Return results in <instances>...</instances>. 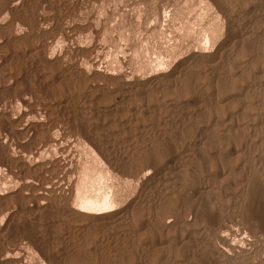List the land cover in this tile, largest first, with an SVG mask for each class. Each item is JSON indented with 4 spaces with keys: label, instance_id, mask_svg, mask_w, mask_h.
Masks as SVG:
<instances>
[{
    "label": "bare ground",
    "instance_id": "bare-ground-1",
    "mask_svg": "<svg viewBox=\"0 0 264 264\" xmlns=\"http://www.w3.org/2000/svg\"><path fill=\"white\" fill-rule=\"evenodd\" d=\"M29 1L8 2L17 25L34 39L51 33L52 41L25 45L29 36L20 32L0 39V201L20 198L22 205L0 215L7 222L18 212L45 218L77 234L78 245L94 238L117 252L99 263L97 255L50 253L21 240L0 253V264H182L197 257L264 264V0H134L145 3L133 16L136 29L145 23L149 33L133 57L140 67L118 72L101 68L98 38L82 43L86 27L99 35L94 22L50 18L38 6L26 16ZM168 9L170 22L180 24L167 31ZM3 27L0 18V33ZM58 42L72 47L58 53ZM115 58L110 69L122 68ZM234 90L244 95L243 108L223 113V97ZM86 110L88 124L77 118ZM155 126L172 129L156 138ZM106 127L113 130L99 134ZM74 143L87 159L74 160ZM237 151L246 158L231 189L227 156ZM29 197L36 206H23ZM251 234L253 254L232 240Z\"/></svg>",
    "mask_w": 264,
    "mask_h": 264
},
{
    "label": "rangeland",
    "instance_id": "rangeland-1",
    "mask_svg": "<svg viewBox=\"0 0 264 264\" xmlns=\"http://www.w3.org/2000/svg\"><path fill=\"white\" fill-rule=\"evenodd\" d=\"M8 2H10V0H3L0 3V18L4 22L3 32L0 33V37H1L0 39L5 40L6 36L13 34L15 32H20L22 34V37L23 36L24 37L29 36L30 33L27 32L28 31L27 29H23L21 26L17 25L19 22L18 21L19 15L15 12V10L11 9V7L8 5ZM78 2H81L80 3L81 6L79 5ZM165 2H166V0H162L163 4ZM75 3H77V5H79L78 7L81 8L80 10L77 7H76V10L78 9L77 11L74 9V7L76 6ZM158 4L161 5V0L159 1ZM25 5H26L25 9L27 11L26 16H29L32 14V11L30 10L31 7L35 6V10H36V7L38 6L39 10H37L36 13H39V12L43 13L44 15L49 16L50 18H52V17L53 18H61V17H65L66 14L70 15V16L72 14V16L77 15L78 19L80 18L85 23H88L90 21L94 22L95 27H98V29L100 30L99 35H97L95 33L94 29H92L90 27H86V29H88V30L81 31L80 32L81 33L80 38L82 40V43H90L92 41V37H94V38L96 37L99 39L98 43H99V46L101 49L99 58L101 59V63H102L101 68H105L106 66H108L110 71L118 72L119 70H122V69L126 70V71H131V70L135 69L137 66H138L137 68L140 67L139 61L137 60V58L134 59L133 57L135 56V54H137V51L140 52V50H138L139 46L142 44H145L144 40L146 39V36L149 33L147 30L144 29V26H145L144 18L147 15V11H145V10L142 11L144 24H141V26H143V27L140 29H136V25L133 22V18H134L133 16H134V14H136L138 9L145 8V3L143 1L138 3V2H135L134 0H93V2L91 0H87V1L86 0H84V1L83 0H31ZM71 5L74 7H72ZM51 7H53V8H51ZM72 8H73V10H72ZM18 10H16V11H18ZM66 11H69V12H66ZM124 14L126 16H124ZM165 17H168V20H165L166 18H164V20L162 22L163 25H161L162 27H164L163 29L168 31V29H172L174 27H175L174 29H176L179 26V24H180L179 20H172V22H174L173 23L174 25L170 22L171 11H169V9L167 11H165ZM112 19H114V20H112ZM122 19L124 21H122ZM128 21L130 23H128ZM151 21H152V19H151ZM123 22L126 24H124ZM165 22H166V24H165ZM53 24H54V22L53 23L50 22L48 27L49 28L53 27L54 26ZM171 24L173 26H170ZM106 26H108V29L105 31ZM123 26H124V28H123ZM174 29H172V30H174ZM5 30H7V31H5ZM11 31H14V32H11ZM24 31L27 32L26 33L27 35L24 33ZM28 33H29V35H28ZM30 36L25 38V39H27V42H25V45L28 44L30 46L32 44L31 41H36V40H37V42H35V43H40V42L42 43L44 41H46V42L52 41V38H50L51 33L46 34L44 36H35V39H34V37L31 38ZM30 38L33 40H31ZM23 41H24V39H23ZM154 41H155V39H154ZM172 41L173 40H170V42H172ZM137 42H139V43H137ZM116 43L120 46L121 50L117 55L116 54L114 55V53L112 51L115 49L114 45H116ZM57 44H58V46L56 48V52H58V53L69 51L72 47V44L64 45V44L59 43V42ZM134 45L137 48L134 47ZM123 50H124V52H123ZM133 50H135L136 53ZM156 51L157 50H155V54L157 53ZM139 54L136 56L138 57ZM155 54H152V53L150 54V56H149L150 61L155 59V57H156ZM115 56H117V58L119 59L121 65H122V68H120V69H110V66L113 67V66H116V64H117ZM154 62L155 61H153L152 63H154ZM233 92L234 93L228 92L227 94H229V95L223 97L224 101L221 103L225 107L223 109V113H225L226 111H227V114H230L233 112L236 113V112L241 111L243 108L245 100H244V102H242L241 100H243L244 95L242 96L243 97L242 98V97H239L241 91L238 92V90H236V91L234 90ZM7 95L8 96H10V95L15 96V94H12V92L7 93ZM250 108H248V112L244 116H248L251 114L250 110L252 108L251 109ZM89 115H91L90 112L86 110L83 112H79V114L77 115V118H78V120H83L85 122V124H88ZM95 117L99 118V120H102V116L96 115ZM245 118L242 117L240 119V121H242V119H245ZM147 122H149V120H147ZM107 127L106 128H100L99 134H102V133L109 134L110 131L113 130V129L107 128ZM155 129L152 130L151 135L153 136V133H154V136L156 138H160V137H162V135H165L164 133L171 132L170 130L172 129V127L168 126L166 128H163V129H160V128L158 129L155 126ZM157 129H158V131H157ZM154 131H157V132H154ZM128 134H129V132L127 131V133L124 135H128ZM125 150H126V148L123 145L117 146V147L115 146V148H114L115 155L119 156V157L123 156V153L125 152ZM237 152H233L231 154L229 153V155L227 156L229 163H228V165L227 164L226 165L229 168V171H230V167L232 166L231 170H233V172H235V173H230L231 175L230 176L228 175L229 178L226 177V178H228V181L225 182L226 186L230 185L229 187L231 189L233 188V185L236 184L241 179V177H240L241 172H240V174H237L239 172H236V171H240V168H241L240 164H242L246 158L245 155H242L243 154L242 152H238L239 154ZM70 154L74 158V160H76V161H82V160L87 159V154L85 153L84 149H82L77 143H74V146L72 147ZM230 157H233L234 160L233 159L232 160L234 161V163ZM120 167H122V165ZM6 179H8V178H6ZM219 179H221V178H219ZM217 181H218V179H217ZM9 185L10 186H8V187H11V185H13V183H11ZM61 194L62 193L60 191L56 192L57 197H60ZM28 200L30 201V203ZM28 200L26 199L24 201L23 206H28V205L29 206H36L35 199L29 197ZM13 205L22 206L20 198L16 199V200L15 199L10 200L8 202L6 201L5 203L0 201V210H1V208L4 210L5 206H13ZM49 223L50 222L45 218L37 219L36 217L34 218L33 216H30V215L20 214V212H18L16 214V217L11 222H7L0 215V227L2 228V230L0 231V253H2V251L5 249L13 248V246L16 245L18 242H20L21 240H23L29 246H31V243H32L31 239L39 242V244L42 245V248L44 250L46 249V251H48L50 253L58 252V251H66V252L72 254L73 257H77L78 255H83V256H87V257L97 255V261L99 263L111 261L109 259L114 257V255L117 252V246L115 244L109 243V241L100 243L98 241V239H94V238H90L88 241H85L83 243V245H78L76 243V241L78 240V237H76L77 234H70V236H68V234H66V232L63 229H60L61 227H55L51 223H50L51 226H49L50 225ZM242 226L246 227V225L244 226V224ZM240 238H241L240 235L235 236V237L233 236L232 240L235 244L238 243L239 246H241V245H242V247L244 246V248L247 249L248 252L251 250L250 252L253 254L254 249L256 248V245L253 243L254 242V236L251 234L250 236H248V239H246V240H240ZM95 249H96V251H95ZM181 255H182L181 257H183V258H185L187 256L186 253L184 254V252H181ZM39 256L41 257V255H39ZM98 256H100V257L102 256L101 259L103 261H101L99 259L100 257H98ZM199 258H201V261L203 260L204 262H200ZM199 258L197 257L195 260H191L190 263H185L184 261H181L180 263H182V264H209L208 262H210L209 259H207V262H205V258H203V257H199ZM29 259H30V261L29 260L28 261L30 263L35 262V260H36V259L33 260V257H31ZM196 261H197V263H196ZM71 264H73V263H71Z\"/></svg>",
    "mask_w": 264,
    "mask_h": 264
}]
</instances>
